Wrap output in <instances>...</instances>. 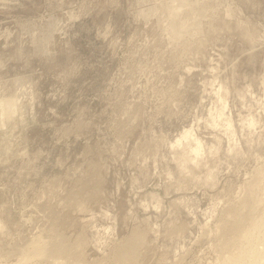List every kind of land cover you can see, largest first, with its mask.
I'll use <instances>...</instances> for the list:
<instances>
[{
    "label": "rangeland",
    "instance_id": "374dc122",
    "mask_svg": "<svg viewBox=\"0 0 264 264\" xmlns=\"http://www.w3.org/2000/svg\"><path fill=\"white\" fill-rule=\"evenodd\" d=\"M0 264H264V0H0Z\"/></svg>",
    "mask_w": 264,
    "mask_h": 264
},
{
    "label": "bare ground",
    "instance_id": "6f19581e",
    "mask_svg": "<svg viewBox=\"0 0 264 264\" xmlns=\"http://www.w3.org/2000/svg\"><path fill=\"white\" fill-rule=\"evenodd\" d=\"M228 125H230V124L228 123ZM186 133H187V132H185V133L183 134L182 138H185V137H186ZM179 141H180V139L177 140V142H179ZM193 151H194V153L197 154V147L193 148ZM42 247H43V246H38V247L36 248L37 251H38L39 253H42Z\"/></svg>",
    "mask_w": 264,
    "mask_h": 264
}]
</instances>
